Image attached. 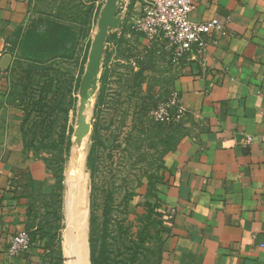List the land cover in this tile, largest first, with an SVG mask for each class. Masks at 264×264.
Wrapping results in <instances>:
<instances>
[{"label": "crops", "instance_id": "1", "mask_svg": "<svg viewBox=\"0 0 264 264\" xmlns=\"http://www.w3.org/2000/svg\"><path fill=\"white\" fill-rule=\"evenodd\" d=\"M29 10L28 0H0V264L43 260L33 248L9 257L8 243L49 209L57 185L47 162L24 149L20 112L4 92ZM189 17L216 19L226 36L212 34L204 60L172 66L186 134L148 198L162 213L160 264H264V0H196ZM131 32L123 36L136 52L160 54ZM62 211L64 224V203Z\"/></svg>", "mask_w": 264, "mask_h": 264}, {"label": "rangeland", "instance_id": "2", "mask_svg": "<svg viewBox=\"0 0 264 264\" xmlns=\"http://www.w3.org/2000/svg\"><path fill=\"white\" fill-rule=\"evenodd\" d=\"M28 1L30 10L25 33L34 32L40 36L42 34L49 36L51 34L55 35V24H60L72 27L74 32L80 36L82 30L87 28L88 21L90 20L88 59L93 36L98 26L99 14L95 16L96 8L97 6L102 7L105 0H95L92 2L90 0ZM130 3L131 0H119L113 8L111 17L108 19V25L106 24V33L102 44V57L97 71V92L88 115L89 127L85 140L84 172L86 174L85 177L87 176L89 200L90 172L86 166V156L93 135L92 118L100 85L99 75L101 66L106 62L107 65L112 67L108 82V92L116 99L117 107L101 115V123L103 125L100 134L106 146V149L103 151V163L107 165V168H103V171L100 172L99 179L101 181L105 180V182L109 181V186L115 191L120 185L121 176L123 174L125 175V180L128 181V189L135 195L129 205L127 218L135 226V230L141 226L145 227L146 224L150 226L151 233L154 236V239L151 241V246L155 249L156 254H158V251L163 247L160 235L163 223L162 213H160V208H158V214H156L155 210L153 211L151 209L148 198L149 196L152 198L153 191L162 183L165 175V157L177 146L178 141L186 134V128L184 127L183 119L165 123L157 122L151 115L153 108H151V101L148 98L152 97L153 99H157L159 103L165 106L171 99V94L174 92L171 87L173 64H171L166 52L161 50L160 54H155V57L152 56L150 51L146 55L139 54L138 58L140 63L151 68L145 72L144 79L141 83V91L144 96L143 100L139 101L135 98V95H131L134 92L133 89H128L131 84L126 81L128 71L126 70V64L121 53L124 46L121 44L116 46L114 41H117L124 32L129 30L132 31L131 33L138 34L132 29V26L135 24L132 14H135L136 11L133 12L135 8H132ZM133 3L140 4L141 2L140 0H134ZM86 11L91 14L90 19L87 18L88 21L85 20L86 17L84 18V12ZM57 36L62 38L60 37L61 33ZM40 53L42 54L43 51H40ZM78 54L81 59L85 54V48L79 46ZM86 62H80L77 65L82 72L81 80L85 71ZM27 68H29V65L22 61L19 55H15L8 67L7 78L4 80L6 82L4 92L11 105L20 112L21 122L24 120V123L22 125L20 124V128L23 126L27 132V143L31 142L34 134L36 138H44L45 144L36 153L32 146H38V143H33L35 145L29 147L26 152L36 154V157L45 160L47 163L49 161L53 163V160L57 156L56 151L47 144L51 140L58 139L57 136L60 127L63 126V117L61 115L57 116L51 109L57 104V99L54 97L57 96L58 98V93L62 89V85L57 82V79L55 80V77H51L53 80L47 79V77H38L36 74L28 77L26 73ZM60 68L62 71H71L75 77L77 76L76 66L70 63L63 62ZM133 69L136 71L137 67L133 66ZM127 95L129 98H127ZM72 96L75 101L69 111L66 125V137L71 140V147L74 126L77 119L76 112L79 106V92ZM136 106L142 107L144 111L142 134L138 132L137 128V108H134ZM116 109L117 111H114ZM41 121H45L47 124L52 122L53 127L47 130L38 129L35 124L38 125ZM68 157L65 164L68 161ZM109 169L111 173H108ZM149 176L153 182V191L151 190L150 192L147 191ZM64 195L65 186L63 185L61 204L57 198L53 201L54 203L51 201L53 204L52 206L49 205L50 207L47 211L41 206L40 210L33 212L31 227L26 230L34 244L32 248L43 252L42 259L46 264L65 263V258L61 251ZM151 198L150 201L153 202ZM87 206L89 214V201H87ZM54 211L60 216L59 221L55 220L51 215ZM151 224H155L156 230L160 233L159 236L154 235V228ZM88 235L89 233L87 232V238Z\"/></svg>", "mask_w": 264, "mask_h": 264}, {"label": "trees", "instance_id": "3", "mask_svg": "<svg viewBox=\"0 0 264 264\" xmlns=\"http://www.w3.org/2000/svg\"><path fill=\"white\" fill-rule=\"evenodd\" d=\"M92 1L95 0H90V2ZM100 8L101 6H97L95 16L99 14ZM90 15V12H84V18L86 17L85 20L88 21L87 18H89ZM89 21L87 28L82 30L80 36H78L72 27L68 25L55 24V35L51 34L49 36L47 34H42L40 36L34 32H28L24 33L18 44L21 60L29 65V68L26 69L28 77L33 74H36L38 77H47V79L51 80H53L51 77H55V80L57 79V82L62 85V89L59 90L60 92L58 93V98L57 96L54 97L57 99V104L53 106L51 111L55 112L57 116L61 115L63 117V126L60 127L57 136L58 139L51 140L47 144L52 147V149H55L57 155L55 160H53V163L52 161L47 163L48 168L52 171V175L57 181L56 189L49 199L53 202L58 198L60 204L64 182L63 168L71 148V140L66 137V125L68 122L69 111L75 101L72 95L78 92L81 83L82 72L77 65L80 64V62L85 63L87 59V52L90 44L88 39L90 30ZM60 33V37L62 38L57 36ZM114 42L116 46L118 44L124 46L121 53L124 63L126 64V70L128 71L126 74L128 76L126 81L131 84L129 85V88H127L129 90L133 89L134 92L131 95H135V98L139 101L143 100L144 96L141 91V83L144 79L145 72L151 68L140 63L138 58L140 53L134 50L124 38L123 34ZM79 46L85 48V54L81 59L78 54ZM40 51H43V53L41 54ZM151 54L153 55L154 51ZM63 62L76 66V77L71 71L61 70L60 65ZM132 63H135L137 67L136 71H134ZM111 72L112 67L105 62L101 66L99 75L100 85L96 96L92 118L93 135L86 156V166L90 172V192L88 200L89 263L160 264L162 248L158 251V254H156L155 249L151 246V241L154 239V236L151 233L150 226L146 224L145 227L141 226L135 230V226L127 218L129 214V205L135 195L128 189V181L125 180V175L123 174V176H121L120 185L115 191L109 186V181L105 182V180L101 181L99 179L100 172L103 171V168H107V165H104L105 163H103V151L106 149V146L100 134L103 125L101 123V115L117 107V103L115 102L116 99H114L111 96V93L108 92V82ZM127 98H129L128 95ZM148 99H150L151 108H153L152 111H154L159 105V101L152 97ZM134 108H137L136 123L138 132L142 134L144 111L140 106ZM114 111H117V109ZM23 123L24 120L20 122L21 125ZM35 125L38 129L43 130L51 129L53 127L52 122L47 124L45 121H41L38 125ZM20 132L24 149L26 151L29 147L35 145L33 143H38V146H32L36 153L38 149L42 148L45 144L43 140L44 138H36L35 134L32 136L31 142L27 143V132L23 126L20 128ZM37 139H39L38 142ZM32 155L36 156V154ZM108 173H111L110 169ZM151 190L153 191V182L149 176L147 191L150 192ZM53 203H50V206H52ZM149 205L151 206V209L153 211L155 210L156 214H158L157 206L155 204ZM51 215L55 220H60V216L57 215L55 211L52 212ZM151 225L154 228V235L159 236L160 233L156 230L155 224Z\"/></svg>", "mask_w": 264, "mask_h": 264}, {"label": "built area", "instance_id": "4", "mask_svg": "<svg viewBox=\"0 0 264 264\" xmlns=\"http://www.w3.org/2000/svg\"><path fill=\"white\" fill-rule=\"evenodd\" d=\"M138 18L132 26L134 32L146 39L148 46H156L166 52L171 64L177 65L183 60L193 58L204 60L212 34L226 36L224 27L216 20L197 23L190 20V13L195 9L196 0H140ZM132 66H136L132 63ZM185 109L180 104L178 94L173 92L167 104H161L151 112L158 122L170 123L185 117ZM174 210H169L166 221L174 217ZM33 247L26 230L16 232L8 243V256L19 257ZM34 264H46L38 260Z\"/></svg>", "mask_w": 264, "mask_h": 264}, {"label": "bare ground", "instance_id": "5", "mask_svg": "<svg viewBox=\"0 0 264 264\" xmlns=\"http://www.w3.org/2000/svg\"><path fill=\"white\" fill-rule=\"evenodd\" d=\"M119 0H105L98 16V26L93 36L85 71L81 80L79 106L76 112L72 147L64 166V213L61 230V251L64 264H90L88 254V186L85 177V140L88 132L89 109L97 92V71L99 68L106 24L114 6ZM108 25V24H107ZM115 26V25H113ZM88 150V149H87ZM71 257V258H70Z\"/></svg>", "mask_w": 264, "mask_h": 264}, {"label": "water", "instance_id": "6", "mask_svg": "<svg viewBox=\"0 0 264 264\" xmlns=\"http://www.w3.org/2000/svg\"><path fill=\"white\" fill-rule=\"evenodd\" d=\"M111 21V20H110ZM87 60H89V56H88V59Z\"/></svg>", "mask_w": 264, "mask_h": 264}]
</instances>
